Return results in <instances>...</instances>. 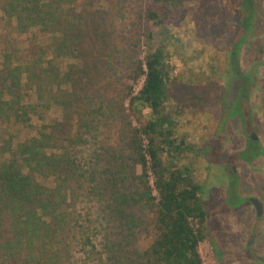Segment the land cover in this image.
I'll use <instances>...</instances> for the list:
<instances>
[{"label":"trees","instance_id":"obj_1","mask_svg":"<svg viewBox=\"0 0 264 264\" xmlns=\"http://www.w3.org/2000/svg\"><path fill=\"white\" fill-rule=\"evenodd\" d=\"M68 2L0 0L3 16L10 25L15 20L18 35L37 30L36 39L23 47L14 33L0 34L5 46L0 130L11 135L0 149V264H203L204 187L195 167L180 161L193 147L175 134L176 115L167 111L175 106L173 95L181 92L173 83L179 68L176 6L182 0H154L139 13L147 49L135 60L130 78L144 76V82L139 90L129 85L123 94L129 101L128 119L119 133L123 151L113 149L102 130L115 115V103L97 92L82 109L78 104L87 80L102 72L96 69L91 47L97 33L102 35L90 32L76 13L67 11ZM243 2L248 8L242 10L232 43V71L249 87L248 74L238 72V60L254 24L255 2ZM63 55L79 58L82 65L57 70L55 59ZM64 84L69 87L62 93ZM189 94L182 95L178 109L203 98L201 92ZM50 101L61 109L63 120L50 118L36 127L35 118H42ZM9 129L27 133L15 143ZM144 212L150 215L143 217ZM141 230L146 232L142 239Z\"/></svg>","mask_w":264,"mask_h":264},{"label":"rangeland","instance_id":"obj_2","mask_svg":"<svg viewBox=\"0 0 264 264\" xmlns=\"http://www.w3.org/2000/svg\"><path fill=\"white\" fill-rule=\"evenodd\" d=\"M68 1L65 3V9L70 13H76L83 20V24H86L87 29H90V32L97 30L102 35L99 36L97 33V39L91 46L92 55L95 54L98 61L96 69L102 72L98 74L95 71L94 79L92 76L91 80H87L89 82L88 88L86 91H82L83 95L78 104H81L80 109H82L83 103L90 100L92 96L95 97L97 92H103L106 99L115 103V115L104 122L102 130L111 147L113 149L116 147L117 151H123L126 145L122 138L119 140V133L120 127H123L126 119H128L126 116L129 112V101L124 98L123 94L129 85H133L136 90H139L144 82V76L138 81L130 78L135 60L142 59L147 49L141 28L144 22L139 18V13L146 10L154 0ZM254 2L255 12L253 11L254 17L251 18L254 24L249 31L248 38L239 50L238 70L240 71L239 74H248L246 80L247 82L251 81L249 85H252V80H256L255 74L259 76L260 81H256L260 82L262 96H264V71L263 75H259L262 71L256 73L258 67L264 69V66L260 65L261 62H264V48L262 49L264 42V0H254ZM176 7H178V16H180L176 23L179 36L178 41H176L179 68L174 74L176 77L174 76L173 84L176 90L179 89L181 92L173 95L175 106L168 107L167 111L170 110L173 115H176L175 134L193 147L189 149L187 155H183L180 160L181 163L193 165L196 169L197 181L205 185L208 163H218L230 154L235 146V140L231 139L230 135L234 131L236 134L233 138L236 139L239 136V116L243 115L244 123L247 119L245 115L251 86L243 85V78L233 74L231 48H233L232 43L239 32L242 10L248 7L243 0H182L181 5ZM2 13L0 10L1 35H4L5 30L14 33L13 39L18 40L21 47L27 45L28 39H36L35 32L37 30H30L28 34L21 32L22 34L18 35V28L14 26L15 20L10 25L9 19ZM65 32L68 31H60L58 34L63 35ZM101 38H104V41ZM136 40H138V44H136ZM45 41L50 42V39ZM85 43L84 45L87 47ZM4 47L0 40V68ZM48 58L53 60L50 54ZM55 62L58 63L56 69H62L64 72L75 65L78 66V62L82 65L79 58L75 60L69 55H63L55 59ZM253 72H255L254 78L250 74ZM68 87L66 84L62 85L60 87L61 92L63 93ZM195 92L202 93V100L188 101L187 104L178 109L177 103L181 102L182 95L185 93L194 95ZM78 94L81 93L78 92ZM63 96L61 95L59 99H65ZM252 102L254 117L256 118L254 121L258 127L257 132L264 136V110L262 114H258L259 106L256 95L253 96ZM50 103V107H45L42 112V118H35L36 127L43 123H49L50 118L56 117L60 121L63 120L61 109L58 110L54 102L50 101ZM259 116L261 117L259 118ZM251 121L250 118L247 120L249 127L253 123ZM135 124L137 123L135 122ZM26 131L25 129L8 130L15 143L17 137L23 138L26 135ZM9 137L11 135L5 134V130L1 128L0 149L6 145L5 142L10 139ZM147 142L146 140L145 143ZM213 159L214 161H212ZM149 169L151 181L155 187V176L152 173L150 163ZM213 169L215 171L214 180H219L216 174L219 171L218 165L216 164ZM137 171H141L140 165L137 166ZM154 191L158 195L156 187ZM141 214L143 217L150 215L149 212ZM209 222L213 223L210 220ZM139 228H141L140 225ZM215 232L218 239L222 235L223 237L230 235L228 230L223 228ZM138 234L141 239L146 236V232L143 230L138 231ZM223 239L225 240V238ZM199 248L204 264H215L213 249L208 241H202Z\"/></svg>","mask_w":264,"mask_h":264},{"label":"flooded vegetation","instance_id":"obj_3","mask_svg":"<svg viewBox=\"0 0 264 264\" xmlns=\"http://www.w3.org/2000/svg\"><path fill=\"white\" fill-rule=\"evenodd\" d=\"M260 65L264 66V62ZM263 71L262 67L256 69V73L261 72L259 75H263ZM238 72L240 73L239 70ZM250 74L254 78L255 72ZM255 79L260 81L256 74ZM256 80H252L250 85L246 123L243 115H240L239 136L234 139V131L230 135V138L235 140L234 148L225 158L218 163H208L206 168L207 182L202 193L206 209L203 240L208 241L212 247L215 264H264V136L257 132L252 102L253 96L256 95L259 106L257 112L262 114L264 96L260 82ZM249 118L253 122L250 127L247 125ZM216 164L219 180H214L213 168ZM221 228L227 229L230 235H222L218 239L215 231Z\"/></svg>","mask_w":264,"mask_h":264},{"label":"built area","instance_id":"obj_4","mask_svg":"<svg viewBox=\"0 0 264 264\" xmlns=\"http://www.w3.org/2000/svg\"><path fill=\"white\" fill-rule=\"evenodd\" d=\"M146 137H147V136L143 134V145H144V148H145V150H146V154H147V157H148V159H149V163H150V156H149L148 151H147L148 143H149V142L145 143L146 140L148 141V138H146ZM145 138H146V139H145ZM191 220H192V223H193L195 226H198V225H199V223H198V219H197V218H191ZM201 242H202V241H201ZM201 242H200V243H201ZM199 250H200V248H199ZM200 253H201V252H200ZM203 264H204V261H203Z\"/></svg>","mask_w":264,"mask_h":264},{"label":"crops","instance_id":"obj_5","mask_svg":"<svg viewBox=\"0 0 264 264\" xmlns=\"http://www.w3.org/2000/svg\"><path fill=\"white\" fill-rule=\"evenodd\" d=\"M203 187H204V185H203ZM202 241H204V240H202Z\"/></svg>","mask_w":264,"mask_h":264}]
</instances>
